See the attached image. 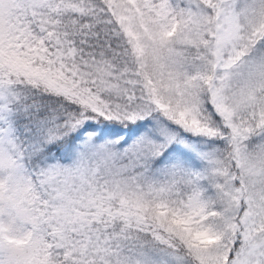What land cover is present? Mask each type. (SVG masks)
Instances as JSON below:
<instances>
[{
	"label": "snow or ice",
	"instance_id": "snow-or-ice-1",
	"mask_svg": "<svg viewBox=\"0 0 264 264\" xmlns=\"http://www.w3.org/2000/svg\"><path fill=\"white\" fill-rule=\"evenodd\" d=\"M0 264H264V0H0Z\"/></svg>",
	"mask_w": 264,
	"mask_h": 264
}]
</instances>
